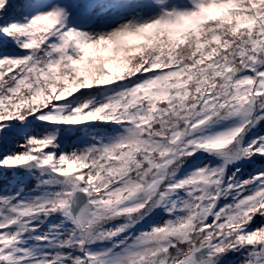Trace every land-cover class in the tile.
I'll return each mask as SVG.
<instances>
[{
	"label": "snow or ice",
	"instance_id": "6c2138e0",
	"mask_svg": "<svg viewBox=\"0 0 264 264\" xmlns=\"http://www.w3.org/2000/svg\"><path fill=\"white\" fill-rule=\"evenodd\" d=\"M0 264H264V0H0Z\"/></svg>",
	"mask_w": 264,
	"mask_h": 264
}]
</instances>
